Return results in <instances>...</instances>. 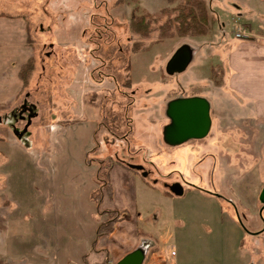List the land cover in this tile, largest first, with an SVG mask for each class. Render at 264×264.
Here are the masks:
<instances>
[{"label": "rangeland", "instance_id": "1", "mask_svg": "<svg viewBox=\"0 0 264 264\" xmlns=\"http://www.w3.org/2000/svg\"><path fill=\"white\" fill-rule=\"evenodd\" d=\"M128 1L0 0V13H5L0 17V89L11 93L20 87L16 67L27 60L34 63L18 101L5 112L8 106L0 107V264H78L80 248L105 241L107 236H99V230L115 216L105 212L115 165L119 170L114 178H126L128 173L135 177L139 227L154 234L160 249L174 246L181 259V249L200 246L197 241L205 238L211 249L219 247L220 261L226 264L251 258L252 245L247 244L252 239L237 197L245 202L249 195L250 186L241 185V177L258 159L254 147L249 148L255 139L239 128L253 125L254 113L235 103L231 90L216 100L215 91L195 83L192 76H209L217 85L219 43L220 53L228 55L242 40L236 38L238 25L251 30L252 22V28H261L256 9L248 10L258 2L201 0L209 14V33L171 37L160 35L149 20L159 15L163 23V10L186 6L187 0ZM133 11L150 14L144 32L130 29ZM93 16L98 30L92 26ZM99 33L108 37L99 42L95 57L90 50L95 46L87 38ZM183 46L209 51L207 65L198 67L196 54L184 71L169 73L170 59ZM140 47L149 50L134 54ZM103 60L110 72L112 67L118 71L130 65L133 85L122 89L128 95L118 91L111 79L99 81L93 70L101 68ZM198 95L214 105L213 138L181 143L166 139L172 123L169 104L178 97ZM8 96L0 100L8 102ZM24 101L30 106L20 113ZM217 109L227 120L214 121ZM238 114L249 118L241 122ZM102 118L105 129L99 126ZM223 124L227 128L218 137ZM132 125L128 145L109 134L122 136ZM216 140L220 147L211 144ZM129 164L142 165L148 175L143 177ZM174 182L183 186L182 196L164 192L165 184ZM130 183L123 181L124 189L129 190ZM213 195L223 198L224 205L215 208ZM254 204L262 207L259 201ZM199 214L208 217L206 225L200 224ZM198 231H204V237ZM156 263L153 258L144 264Z\"/></svg>", "mask_w": 264, "mask_h": 264}, {"label": "crops", "instance_id": "2", "mask_svg": "<svg viewBox=\"0 0 264 264\" xmlns=\"http://www.w3.org/2000/svg\"><path fill=\"white\" fill-rule=\"evenodd\" d=\"M255 1L258 2L256 5L253 4L252 7L246 9H256L255 12L257 13V17L261 19V28H252L253 23L251 22V30L247 28L251 38L249 40L242 39L228 55L220 53L219 49L222 43H219L220 45L217 50L219 70L217 85L213 83L209 76H192L196 77L192 78L195 83H204L210 86L216 93L214 95L217 97L216 100H218L221 93L225 95L228 90H231L233 94L236 95L233 99L234 102L242 106L247 105L251 107L254 113L253 117L255 118V122L253 125L248 124L239 126L244 136H248L252 140L255 139L253 142L251 141L249 148L253 146L258 156L255 163L244 172L245 174L243 177L245 178L241 177V179H243L241 185L249 184L250 186V193L246 196L247 200L245 199V202H243L237 197L242 207V214L248 224V238L252 239L251 244H247L252 245L251 258L248 262L241 264H264V219H262L261 208H254L256 207L254 203L259 201V196L264 188V0ZM3 15H5V13L1 12L0 17ZM240 16L244 17V14L241 13ZM208 53L209 51L203 49L201 51L192 49L191 61L193 57L198 54V60L195 64L203 69V65H207L206 61L209 60L210 55ZM25 63L26 62H23L17 67L15 66L17 68V72H15L16 76H18L21 67ZM14 65L15 64H13V66ZM20 83V87H16L11 93H8L6 87L4 89L1 88L4 92L0 89V99L4 95L5 97L8 95V98L10 97L8 102L0 100L1 108L2 106H8L4 108L3 112L9 109L10 105L18 101L19 95L23 91L22 82L20 81ZM196 97L207 100L210 106L211 116V106L214 105L210 103L205 96L198 95ZM188 98H194V96ZM178 99L186 98L178 97L173 101ZM218 112L217 109L214 121H217L219 118V121L222 120V122L227 120L225 115ZM1 114L2 112L0 115ZM237 117L241 122L249 118L241 114H238ZM228 120L230 119L228 118ZM226 128L227 126L223 124V126L217 130V133H219L218 137H221V132ZM117 170H119V168L115 165L110 177L112 185L111 197H108L107 203L105 204V212H118L119 214H125L127 218L118 222L115 231L109 237L107 236L106 240L102 241L100 245H96L95 247L87 245L85 248H80L76 258L78 264H118L126 255L137 249H142L145 252L144 263L156 258V264H226L224 259L220 261L221 254L218 249L219 247L214 246L211 249L209 246L211 243L205 238H202L200 243L197 241L200 246L184 250L181 249V259L178 258V253L173 250L174 246L167 248V250L160 249L161 246L157 238L154 237V234L139 227V221H142V218L138 208L135 177H132L131 174L128 173L126 178L122 177V179L118 180L114 178ZM123 181H131L129 190L124 189ZM164 192L168 195L175 196L166 187ZM107 196H109V194ZM212 201L216 208L220 204L224 205L225 200L213 195ZM248 204L252 205V207L248 206ZM146 213L148 214V211H146ZM168 218L173 219L170 215H168ZM199 218L198 220L201 225L207 224V216H200L199 214ZM7 223L10 226L12 222L7 221ZM199 231L197 233H199ZM203 233L204 231L199 234L204 237ZM213 245L220 244L218 242Z\"/></svg>", "mask_w": 264, "mask_h": 264}, {"label": "trees", "instance_id": "3", "mask_svg": "<svg viewBox=\"0 0 264 264\" xmlns=\"http://www.w3.org/2000/svg\"><path fill=\"white\" fill-rule=\"evenodd\" d=\"M134 1V0H132ZM131 0L128 2H132ZM176 0H168L169 3L173 4ZM138 7L136 6V8L134 9V11L137 9ZM166 9L163 10L161 13H164L166 15V20L163 23H160L159 21V15H155L152 16V18H150V23L154 24L155 26H157L158 30H160V35H166L167 33L171 34L170 36H186V35H192V36H203V35H207L209 33V14H208V10L206 8V5L201 1V0H187V4L186 6H178L175 9H171L170 11ZM133 11L132 17H131V21H130V29L132 31H134L135 33H139V32H144L147 29V25H146V20L148 19V17H150V14H135V12ZM176 15H173L172 13H175ZM160 13V14H161ZM96 16V15H95ZM95 16H93L92 18V26L94 27V30H98V28L96 27V20H95ZM98 19V18H97ZM95 21V22H94ZM108 27L103 28L102 30H104L105 32H107ZM144 34V33H141ZM95 35H90L87 38V42L88 44H94L95 49L92 48L91 53L96 57V53L97 51H100L101 45L99 42H104L106 39L105 37L107 36L105 33H99L98 35H96L97 37H94ZM108 37V36H107ZM162 38H158L157 41H160ZM149 50L148 48L145 47H140L138 49H134L133 53H140V52H144ZM127 53H129L127 51ZM98 55V54H97ZM99 59H104V58H100L98 56ZM104 63H102L101 68H95L93 71H97V75H99L98 77L100 78L99 81H101L102 79H111L113 80L114 84L116 85V89L120 92H122L123 94L128 95L127 92H124L122 89H128L130 88L133 83H132V79H131V72H130V65L128 64V66L125 68V70H118L115 71L114 68H110V71H107V62L105 60H103ZM110 66V65H108ZM34 67V63L32 60H28V62H26L20 69L19 71V78L20 81L22 82V86H23V90L26 89L29 85V81H30V74L33 71ZM124 69V68H123ZM97 77H95L96 79ZM130 104L131 102H128L125 106L126 111H128L130 109ZM128 115V114H127ZM128 119V117H127ZM105 120H103V118L100 120L99 126L100 129H105ZM134 125V122H133ZM132 125V127L128 128L126 134H123L122 136H119V134H112L109 133L111 136H113V138L117 139V140H124V142H126V144H129V135H131V132L133 133L134 131V126ZM128 131H130L128 134ZM96 138V137H95ZM97 140V138H96ZM103 144H98V148H102ZM109 177V175H108ZM99 181H103L102 179H99ZM109 214H115L114 217H112V219H109V222L114 220L113 222L109 223V222H105L103 224V226L100 228L99 230V236H109L111 235L115 229H116V224L124 219L127 218V216L125 217H121L118 212H109ZM111 224V225H110ZM106 226H110V229L107 231H104V228Z\"/></svg>", "mask_w": 264, "mask_h": 264}, {"label": "water", "instance_id": "4", "mask_svg": "<svg viewBox=\"0 0 264 264\" xmlns=\"http://www.w3.org/2000/svg\"><path fill=\"white\" fill-rule=\"evenodd\" d=\"M191 58V50L187 46L181 47L170 59L168 72L184 71L191 62ZM168 116L172 123L165 131V137L173 143L202 138L211 126L210 106L204 98L194 97L172 101L168 107ZM129 167L141 171L143 177L148 175L142 165L129 164ZM166 187L175 196L184 194V188L179 182L166 185ZM259 201L264 206V188L259 196ZM144 261L145 252L142 249H137L126 255L118 264H143Z\"/></svg>", "mask_w": 264, "mask_h": 264}, {"label": "flooded vegetation", "instance_id": "5", "mask_svg": "<svg viewBox=\"0 0 264 264\" xmlns=\"http://www.w3.org/2000/svg\"><path fill=\"white\" fill-rule=\"evenodd\" d=\"M26 101V100H25ZM24 101V103L21 105L22 107H21V110H20V113H22V111H24V110H28V108L27 107H29L30 105H28L26 102ZM21 116H22V114H21ZM211 117V116H210ZM211 129H209L208 131H207V133H206V135L204 136V137H202L203 139V141H207V140H209L210 138H213V136L211 137V135H210V133H211ZM212 134V133H211ZM208 142V141H207ZM206 142V143H207ZM212 143H216L217 145H219L220 144V141H218V140H216V141H214V142H211V144ZM221 143H222V141H221ZM205 146H206V144H205ZM218 147H220V145L218 146ZM144 170H145V168H144ZM146 171V170H145ZM149 173V172H148ZM156 182H157V180H155ZM166 185H169V184H165V187H166ZM167 188V187H166ZM218 197H220V196H218ZM221 198V197H220ZM261 210H264V206L262 205V207H261V209H260V211ZM258 233V232H257Z\"/></svg>", "mask_w": 264, "mask_h": 264}, {"label": "built area", "instance_id": "6", "mask_svg": "<svg viewBox=\"0 0 264 264\" xmlns=\"http://www.w3.org/2000/svg\"><path fill=\"white\" fill-rule=\"evenodd\" d=\"M249 37V33H248V30L247 28L241 26V25H238V29H237V32H236V38L238 39H246Z\"/></svg>", "mask_w": 264, "mask_h": 264}]
</instances>
